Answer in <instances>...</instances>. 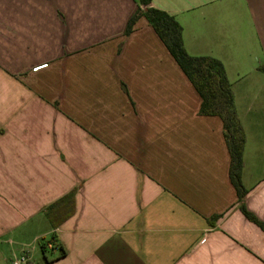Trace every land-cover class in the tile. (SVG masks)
I'll return each mask as SVG.
<instances>
[{"label":"crops","instance_id":"1","mask_svg":"<svg viewBox=\"0 0 264 264\" xmlns=\"http://www.w3.org/2000/svg\"><path fill=\"white\" fill-rule=\"evenodd\" d=\"M151 5L189 55L224 66L242 201L221 120L198 113L144 17L124 34L137 0H0V264L44 237V209L74 188V213L47 231L64 255L35 264H264V233L240 208L264 223V0Z\"/></svg>","mask_w":264,"mask_h":264},{"label":"trees","instance_id":"2","mask_svg":"<svg viewBox=\"0 0 264 264\" xmlns=\"http://www.w3.org/2000/svg\"><path fill=\"white\" fill-rule=\"evenodd\" d=\"M137 2L138 7L129 17L124 34L131 32L139 17H144L197 92L200 98L198 113L217 116L221 120L223 137L230 157L229 178L237 194V199L242 201L246 193L241 183L244 131L223 64L211 56L189 55L183 46L182 28L177 20L167 12L153 7L151 0H137ZM75 191V188L70 190L44 209V215L51 228H56L74 213ZM240 208L242 213L258 225L264 233V223L248 212L243 205H240ZM216 217V215L213 216V219ZM37 243L45 260L49 250L52 252L54 249H58V257L65 253L54 233H50L49 238L45 241L43 238H39Z\"/></svg>","mask_w":264,"mask_h":264},{"label":"rangeland","instance_id":"3","mask_svg":"<svg viewBox=\"0 0 264 264\" xmlns=\"http://www.w3.org/2000/svg\"><path fill=\"white\" fill-rule=\"evenodd\" d=\"M18 1H25V0H18ZM49 224L48 222L45 220V219H42V221L40 223L37 224L36 226V229L37 231H44L45 229V232L43 234V239L44 241L46 239L49 238V233L47 232L49 230ZM40 232V233H41ZM38 241H32L29 245H21V244H13L9 247H7L5 249V253L7 254V258H12V259H19L20 256L24 253V252H28L30 253L31 255H33V260L32 262H43V258H42V254H41V251L39 249V246H38ZM46 257L48 259H51V250H49L47 253H46ZM11 262H9L8 260V263L7 264H10Z\"/></svg>","mask_w":264,"mask_h":264},{"label":"built area","instance_id":"4","mask_svg":"<svg viewBox=\"0 0 264 264\" xmlns=\"http://www.w3.org/2000/svg\"><path fill=\"white\" fill-rule=\"evenodd\" d=\"M36 69V68H35ZM26 263V259L25 258H19L18 260H14L13 264H25Z\"/></svg>","mask_w":264,"mask_h":264}]
</instances>
